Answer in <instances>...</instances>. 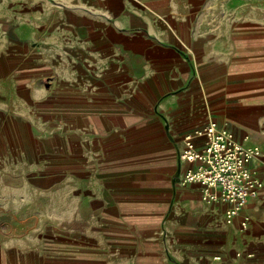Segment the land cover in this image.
<instances>
[{"label": "crops", "instance_id": "1", "mask_svg": "<svg viewBox=\"0 0 264 264\" xmlns=\"http://www.w3.org/2000/svg\"><path fill=\"white\" fill-rule=\"evenodd\" d=\"M208 14V0H0V264H106L116 245L124 264H264V34L207 31ZM208 119L262 148L246 229L179 180L181 136ZM13 121L32 143L53 125L82 168L122 171L36 174L20 159L35 145L3 144Z\"/></svg>", "mask_w": 264, "mask_h": 264}, {"label": "built area", "instance_id": "2", "mask_svg": "<svg viewBox=\"0 0 264 264\" xmlns=\"http://www.w3.org/2000/svg\"><path fill=\"white\" fill-rule=\"evenodd\" d=\"M181 141L179 159L191 166L179 177L180 182L200 184L205 200H220L226 205V224L239 217L240 228L246 229L250 219L243 209L263 187L252 166L262 155L260 146L238 141L231 130L213 119L184 132Z\"/></svg>", "mask_w": 264, "mask_h": 264}, {"label": "rangeland", "instance_id": "3", "mask_svg": "<svg viewBox=\"0 0 264 264\" xmlns=\"http://www.w3.org/2000/svg\"><path fill=\"white\" fill-rule=\"evenodd\" d=\"M208 16L211 17V23L205 25L207 31L219 32L222 31L225 22L227 31H236L239 27H246L248 31H255L258 34H264V0H208ZM216 19V20H215ZM241 21V26L236 22ZM17 126L20 135L18 137H2L4 146H11V144H19L24 150V146L29 150V145L36 146L38 149H34L33 152L29 151V155L24 152V160L33 161L36 164V174L51 173V176L58 179L66 177L68 180L76 178H87L96 176L106 177L112 172L122 171L117 168H105L101 164L96 167L94 165L91 168L90 165H85L83 168L76 167L75 160H80V154L74 151L64 152L63 147H60L58 143L57 129L52 125L51 135L46 138L35 137V141L31 142L33 138L25 135L22 132L23 124L21 121H13V127ZM33 148V147H32ZM31 150V149H30ZM21 155V154H20ZM67 162V168L64 167V161ZM83 165V164H82ZM115 178V176H113ZM252 220L250 219L249 225ZM106 264H124V256L122 253V247L116 245L111 251L110 258Z\"/></svg>", "mask_w": 264, "mask_h": 264}, {"label": "bare ground", "instance_id": "4", "mask_svg": "<svg viewBox=\"0 0 264 264\" xmlns=\"http://www.w3.org/2000/svg\"><path fill=\"white\" fill-rule=\"evenodd\" d=\"M262 149V148H261Z\"/></svg>", "mask_w": 264, "mask_h": 264}]
</instances>
